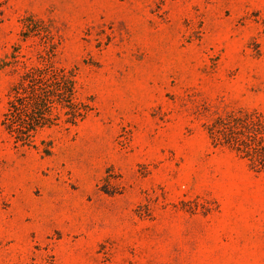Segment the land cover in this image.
I'll list each match as a JSON object with an SVG mask.
<instances>
[{"label": "rangeland", "instance_id": "obj_1", "mask_svg": "<svg viewBox=\"0 0 264 264\" xmlns=\"http://www.w3.org/2000/svg\"><path fill=\"white\" fill-rule=\"evenodd\" d=\"M50 57L86 110L19 146ZM264 116V0H0V264H264V172L209 127Z\"/></svg>", "mask_w": 264, "mask_h": 264}, {"label": "trees", "instance_id": "obj_2", "mask_svg": "<svg viewBox=\"0 0 264 264\" xmlns=\"http://www.w3.org/2000/svg\"><path fill=\"white\" fill-rule=\"evenodd\" d=\"M75 82L70 71L50 57L23 72L8 95L1 126L19 146H30L41 130L60 125L74 126L86 110L74 100ZM215 146L227 147L246 160L257 172H264V116L229 115L217 119L208 129Z\"/></svg>", "mask_w": 264, "mask_h": 264}]
</instances>
